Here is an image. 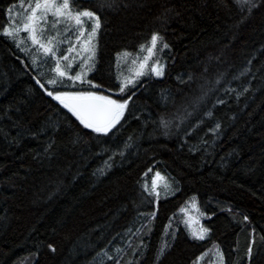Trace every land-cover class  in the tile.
<instances>
[{"label":"trees","instance_id":"1","mask_svg":"<svg viewBox=\"0 0 264 264\" xmlns=\"http://www.w3.org/2000/svg\"><path fill=\"white\" fill-rule=\"evenodd\" d=\"M14 2L0 0V25ZM111 2L75 4L101 19L88 78L105 94L118 98L119 53L141 55L153 33L168 48L157 50L164 75L129 90L107 137L48 97L45 77L0 35V264H208L217 249L223 264H264V0ZM157 171L171 185L158 201L142 188ZM192 198L203 241L179 211Z\"/></svg>","mask_w":264,"mask_h":264},{"label":"snow or ice","instance_id":"2","mask_svg":"<svg viewBox=\"0 0 264 264\" xmlns=\"http://www.w3.org/2000/svg\"><path fill=\"white\" fill-rule=\"evenodd\" d=\"M75 4L76 0H16L6 10L8 23L0 25V35L13 40L16 46L25 52L28 51V48L21 47V45H25L27 41H30L31 45L35 46L37 53L42 56L41 63L46 62L48 59L54 61L55 66L51 68L54 76L47 79L45 83H41L39 79L36 82L40 84L41 88L45 89L48 97L58 102L63 109L71 114V117L75 118V122H78L79 126L89 130L87 134H95V138L99 139L112 134L117 126L121 124L135 92L132 95H127V98H124V96L130 89L137 86L142 77L148 75L162 77L164 75V64H161L158 60L149 63L155 58L158 41H161L162 38L153 33L150 46L140 45L141 51L146 48L147 55H144L142 59L137 58L132 61L134 75L123 79L118 77L119 95L118 98L114 99L112 95L105 94L111 91L110 87L95 83L88 78L89 72H92L95 66V39L101 28V19L94 11L77 8ZM106 6L112 7L111 0H107ZM251 6L255 7V4ZM61 27L63 31L60 30ZM22 32L26 34V40L21 37ZM163 48H168L167 43L163 44ZM124 55L128 56L130 54L125 53ZM32 62L36 64L37 59L34 57ZM73 72L74 74H71ZM189 79H191V76H189ZM65 81H70L71 84H65ZM45 84L52 86L53 90L45 88ZM61 87L71 90H58ZM162 98L167 99L166 96H162ZM219 102L223 103L222 100ZM206 114L211 115L210 112ZM188 115L191 116L192 113ZM160 123L165 129L171 124L170 121L164 119H161ZM216 127L219 128L220 125L217 124ZM165 135H167V132ZM129 140H131V137H129ZM130 147L131 144L125 142L124 148ZM115 155L123 157L125 152L122 149L117 153H113V156ZM113 156L109 157V161L113 159ZM105 165L107 168L111 167L108 161L105 162ZM98 171L100 175L105 174L103 168ZM151 171L149 169V172ZM161 182H163L162 187L165 192L171 190L167 178L157 171L152 179L151 187L149 188L148 184L145 183L142 185L143 191L148 196H154L158 201L161 195ZM189 203L197 213L195 222L198 223L199 216L204 215V213L196 207L194 198ZM180 211L187 217L184 224L190 237L197 241L205 240L210 229L203 225L194 228L193 218L188 215L187 209L181 208ZM151 215L155 216L156 213L153 212ZM170 227V224L165 226V234H171L175 239V233H169L168 231ZM142 247V243L138 245V248ZM169 247L170 244L167 240L162 241L157 250L156 259L159 260ZM52 250L55 251L54 248ZM219 255L221 262H223V254ZM247 256L251 260V243L248 247ZM109 259H112V257H109ZM199 259L200 257L197 258V260ZM117 264H119V261H117Z\"/></svg>","mask_w":264,"mask_h":264},{"label":"rangeland","instance_id":"3","mask_svg":"<svg viewBox=\"0 0 264 264\" xmlns=\"http://www.w3.org/2000/svg\"><path fill=\"white\" fill-rule=\"evenodd\" d=\"M5 17H6V21H5L4 24H7L8 23L7 15ZM49 19L51 20V17ZM88 26L90 28V23H89ZM48 27L50 28V25ZM60 30L63 31V28L61 27ZM52 34L54 35L55 33H52ZM20 35L25 40L27 39V36H26L25 33L22 32ZM95 44H96V39H95ZM149 46H150V44H149ZM21 47H27L28 48L27 52H25V51H23V52L29 58V60L31 62V67H33V69L35 71H37L40 75H43L45 77V82H46L47 79H50V78H52L54 76V73L51 71V68L55 66L53 60L48 59L46 62L41 63V60L43 58H42V56L40 54L37 53L35 46H32L30 41H27V43L25 45H21ZM62 47H66V46H62ZM162 49H163V43L161 41H158V45H157L158 53ZM157 50L155 52V58L153 60H151L149 63L151 64V63H154L156 60H158L161 64H165L164 56H161V54H158L159 55V57H158ZM124 54L125 53H119L117 55V58H116V72H117L118 77L120 79H123L125 77H129L131 75H134V69H133L132 61L134 59H137V58L142 59L144 55H147V52L145 50L141 55L130 54V55L126 56ZM34 57L37 59V63L36 64H33V62H32ZM71 74H74V72L71 73ZM65 83L71 84L70 81H65ZM45 86L47 87L48 90H53L52 86L47 85V84H45ZM58 90H64V88H59ZM162 183L163 182H161V188H160L161 195L160 196H162V193H164V194L167 193V192H165L163 190ZM192 199H189L182 208H186L187 209L188 215L193 218V227L194 228H198L200 225H202L201 220H202V218L204 216L202 215V218H201V216H199V222L198 223L195 222L196 217H197V213L193 210L192 205L189 203ZM196 207H197V205H196ZM180 213L182 215L183 222H184L187 219V217L181 211H180ZM187 231H188V229H187ZM214 251H215V253H214ZM219 254H221L219 249H218V251L217 250H213L212 259L208 262V264H220V255ZM200 260H201V258L199 259V261ZM222 264H223V262H222Z\"/></svg>","mask_w":264,"mask_h":264}]
</instances>
